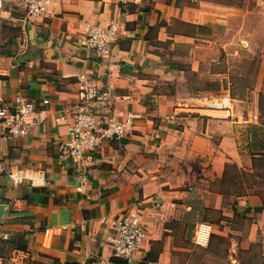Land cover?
I'll list each match as a JSON object with an SVG mask.
<instances>
[{"label":"crops","instance_id":"crops-1","mask_svg":"<svg viewBox=\"0 0 264 264\" xmlns=\"http://www.w3.org/2000/svg\"><path fill=\"white\" fill-rule=\"evenodd\" d=\"M109 21L116 39L101 58L81 44L83 27ZM262 53L264 0H50L39 17L3 0L0 99L19 92L47 117L0 143V264L109 257V221L128 210L146 232L132 260L116 264H264V179L254 163L264 148L236 135L257 124V107L246 116L208 107L201 96L216 94L206 90L168 88L188 71L221 86L228 65L215 64ZM81 75L130 95L115 109L134 118L102 141L80 182L61 146ZM9 171L23 180L14 185ZM198 221L212 226L203 245L191 238Z\"/></svg>","mask_w":264,"mask_h":264},{"label":"built area","instance_id":"built-area-1","mask_svg":"<svg viewBox=\"0 0 264 264\" xmlns=\"http://www.w3.org/2000/svg\"><path fill=\"white\" fill-rule=\"evenodd\" d=\"M23 10L29 17H39L44 14L50 0H20ZM3 0H0V8ZM117 23L109 21L100 23H86L83 27L81 44L92 50L98 57L106 58L111 54V47L115 41ZM79 87L77 98L67 106L70 115L68 123V138L63 142L62 154L68 157L76 169V176L81 182L86 179L94 151L103 140H111L123 136L133 123L134 114L127 113L120 117L115 109L119 101L127 100L130 95L117 92L112 86L99 87L91 84L88 77L78 78ZM205 104L214 109L228 110L232 98L229 93L201 96ZM48 100L44 99L46 103ZM59 114L57 119L63 118ZM47 117L46 109L38 107L29 97L19 92L11 99H0V143L3 139L26 135L32 125L44 121ZM0 166L3 162L0 158ZM8 175L14 185L23 180V176L13 171ZM79 187V186H78ZM111 233L108 242L111 247L109 257L98 255L91 260H84L78 264H116L113 258L130 262L134 252L140 247L146 232V226L139 216L131 210L124 211L110 219ZM212 226L205 221L195 223L192 241L195 244L207 243ZM8 240V233L0 229V242ZM17 252V250H16Z\"/></svg>","mask_w":264,"mask_h":264},{"label":"rangeland","instance_id":"rangeland-1","mask_svg":"<svg viewBox=\"0 0 264 264\" xmlns=\"http://www.w3.org/2000/svg\"><path fill=\"white\" fill-rule=\"evenodd\" d=\"M226 57L224 61L222 60L223 62L215 64L217 66L228 65L229 78L221 86L207 72L203 76H198L196 73L188 71L184 73L186 76L185 80L181 82L177 79L176 84H170L168 88H177L181 93L190 91L199 92V90H206L208 94L212 93V95L224 92L229 93L232 98L231 109L237 106L238 110L246 116L249 115L250 112H254L256 107L258 109L259 92L261 90H263L262 100L264 104V53L253 56L242 54L240 56L228 55ZM257 113L259 117V109ZM262 114L263 116L257 122V124H261L262 126L256 129L254 133L255 141L258 144H264V110ZM244 127L248 126H238L236 129L240 145H243L244 140H249L248 135H253L252 130L244 129Z\"/></svg>","mask_w":264,"mask_h":264},{"label":"trees","instance_id":"trees-1","mask_svg":"<svg viewBox=\"0 0 264 264\" xmlns=\"http://www.w3.org/2000/svg\"><path fill=\"white\" fill-rule=\"evenodd\" d=\"M262 93H263V90H261L259 92V102H258V109H259V118H261L263 116L262 112L264 110V104H263V100H262ZM248 127H246L248 130H252L253 132V135L255 137V132H256V129H258L260 126H262L261 124H247ZM254 145H258L260 147L263 146L264 148V144L261 143V144H258L257 141L255 142H250ZM263 154V152H262ZM254 163L256 164V167L258 168V175L261 176L263 179H264V156L261 155L260 157H258L257 159H254ZM114 261L116 260H119L118 258H113ZM117 262V261H116Z\"/></svg>","mask_w":264,"mask_h":264},{"label":"water","instance_id":"water-1","mask_svg":"<svg viewBox=\"0 0 264 264\" xmlns=\"http://www.w3.org/2000/svg\"><path fill=\"white\" fill-rule=\"evenodd\" d=\"M18 58L16 59V61H23L24 59H26L28 57L26 55H23L22 57H18Z\"/></svg>","mask_w":264,"mask_h":264}]
</instances>
